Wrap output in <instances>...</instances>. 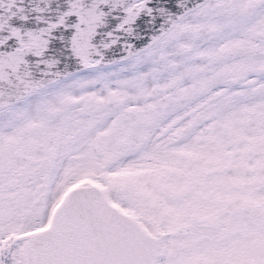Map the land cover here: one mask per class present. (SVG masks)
<instances>
[{"label":"snow or ice","instance_id":"snow-or-ice-1","mask_svg":"<svg viewBox=\"0 0 264 264\" xmlns=\"http://www.w3.org/2000/svg\"><path fill=\"white\" fill-rule=\"evenodd\" d=\"M0 264H264V0H0Z\"/></svg>","mask_w":264,"mask_h":264}]
</instances>
